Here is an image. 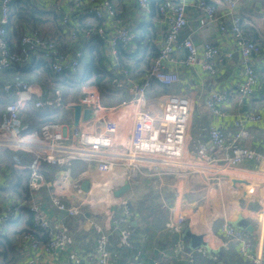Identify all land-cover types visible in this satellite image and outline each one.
I'll use <instances>...</instances> for the list:
<instances>
[{
	"label": "crops",
	"instance_id": "crops-1",
	"mask_svg": "<svg viewBox=\"0 0 264 264\" xmlns=\"http://www.w3.org/2000/svg\"><path fill=\"white\" fill-rule=\"evenodd\" d=\"M30 1L34 7L54 14L58 18L61 16L60 21L47 24L50 28L47 38L54 40L60 51L71 49L82 52L77 76L81 72L83 77L86 72L96 69L105 73L106 81L111 80L105 93L93 84L96 79L94 74L90 76L91 80L86 83V85L92 84L98 88L102 102L107 107H115L122 99L132 96L128 92L125 83L127 79L122 70L131 68L132 72L130 69L127 70L131 73L135 72L134 69H138L135 68L137 61H141L139 69H145L155 55V52L153 54L151 50L154 47L159 48L167 29L166 25L159 21L157 9V6L165 0H150L149 10H143L139 6L138 0H104L112 5L117 13L116 19L119 20V23L113 19L104 20L108 32L114 33L120 28H126L134 38L132 46L120 45L116 47L115 51H112V47L99 38L86 40L81 34L80 39L72 40L68 26L62 24V17L72 11L71 4L74 1L81 3L80 9L84 11L89 7L86 0ZM235 1L236 7L232 15H228L231 18L227 20L228 32L231 33L230 23L238 18L247 37L261 47L259 55L253 58V67L258 70L256 87L258 94L256 97L240 99L234 94L235 87L245 77L244 68L237 53L231 59H225L226 55L234 50V41L230 34L222 33L215 23L209 21L205 12L197 7L196 0H186L188 24L181 33V39L190 38L197 47L205 43L217 46L221 52L217 64V75H208L203 71L201 64L189 68L181 66L177 60L185 58V54L180 53L181 57L176 56L177 60L173 61L171 68L180 74L181 83L170 86L167 93L161 94L155 92L153 84L146 96L147 100H152L155 99L154 97L158 98L164 95L185 94L193 100L188 124V151L186 153L187 157L191 159L197 158L195 151L200 145H209L211 128L221 129L229 138L234 133L236 116L242 112L259 113L264 118V95L260 94V92L264 93V0ZM209 2L214 4L221 14L229 13L227 5L222 0H209ZM58 6L60 13L55 11ZM73 17L85 28L88 24L97 25L94 16L78 14ZM103 18H109L106 10H103ZM146 29L150 31L149 34L146 33ZM34 34L38 35V32L29 33V35ZM8 39L10 41L8 42L9 48L17 53L20 50L21 40L20 42L11 41L9 33ZM122 50L129 51V53L133 51L137 58L129 61L127 59L129 57H126ZM29 60L30 58L27 61ZM47 65H50L48 61ZM53 74L56 75L54 72ZM139 75V79L135 80L141 82L142 74ZM17 77L19 76L9 79V77H5L4 72H0V124L6 106L17 101L16 87H12L11 93L6 92L7 85L14 83ZM47 81L46 87L24 81L41 92L39 96L34 95L32 101L21 112V117L29 125V131L39 130L45 120L54 119V122L67 125L69 129L84 121V117L90 111L86 106L80 104L84 86L81 88V95L77 92L74 95L72 92L63 90V88H68L67 83L66 85L56 83L50 76ZM117 87H120V95L114 94ZM39 91L37 93H40ZM223 91L233 94L231 93L229 102L222 105L224 116L219 117L210 111L206 99L212 92ZM47 97L51 100L55 99V102L61 101L60 106L48 108L36 106L37 102ZM143 110L144 107H131L121 109L113 115V118L120 124L118 137L123 136L122 139L125 140L124 138L130 134L134 126V114L141 113ZM247 128L250 138L242 141L241 144L264 156V124H249ZM6 151L12 150H0V189L2 190L9 188L16 180L17 171L28 170L31 172L29 165L33 159L31 153L12 151L18 153L12 156ZM217 155L219 154L217 153ZM82 165L85 167L80 171L86 173V180L83 179L82 183L89 182L87 192L84 191L83 184H81L80 189L85 194L83 197L89 196L96 188L108 194L104 204L115 202L113 198L121 197V202L116 206L125 202L129 209V215L125 218L122 229H130L132 247H125L121 244V233L116 229L110 237V264H251L240 256L238 245L221 232V225L224 223L245 230L246 224L242 225L240 222L243 224L245 222L253 227L252 233L245 231L255 240V253L264 255L263 215L259 213L261 207L259 202L264 199L263 163L246 162L236 169L221 168L219 169L221 173L213 177H209L205 171H201L200 174L188 173L184 175L176 172L157 178L139 175L130 179V183L124 184H128V188L120 197L114 196V193L110 196L108 191L114 190L115 192L118 189L121 175L128 173L133 177L131 167H123L120 171L117 169L115 172L107 174L108 177L105 178L100 175L97 169L89 167L84 162L74 166L82 167ZM76 167H74V172ZM193 167L210 169L197 164H194ZM47 173L49 174L47 175ZM62 176L59 168L43 164L40 172L31 177L29 197L18 198L12 194V198L8 199V202L0 203V219H3L0 221V235L4 236L5 234L11 240L9 247H0V264H97L101 236L97 225L106 228L111 213L107 206L101 207L98 202L97 215H92L86 210L81 211L82 206L80 207L81 212L75 216L59 211L52 203L54 193L58 191V187H53L52 183L57 180L61 181ZM77 178L73 175L66 186H60L64 193L63 199L68 206H77L78 204L70 201L69 196V193L73 194L77 190V185L80 183H77ZM92 179H97L99 182L90 191L89 180ZM24 199L26 201H22L21 205H16ZM32 203H35L49 220L70 228L72 243L66 251L48 254L42 248L45 241H41L39 247L33 248L31 241L24 240L22 231L27 227L23 217L22 220H19L20 208L22 205L30 206ZM116 206L113 211L116 210V213L119 214L121 208ZM14 207H18L19 216L16 214L15 219H6L8 209ZM179 217L184 219L180 225L176 222ZM14 221L17 223H12ZM172 222L176 227L169 226V223ZM186 231L201 238L202 244L193 247L191 240L185 239Z\"/></svg>",
	"mask_w": 264,
	"mask_h": 264
},
{
	"label": "built area",
	"instance_id": "built-area-1",
	"mask_svg": "<svg viewBox=\"0 0 264 264\" xmlns=\"http://www.w3.org/2000/svg\"><path fill=\"white\" fill-rule=\"evenodd\" d=\"M14 0H0V72L11 69L29 58L32 61H48L50 69L59 76H74L78 73L79 63L82 58L81 51H60L57 43L40 34L29 35L26 33L21 38L20 50L14 53L8 46V26L10 25L11 5ZM63 1V0H59ZM89 7L82 11L81 3L74 1L71 4V13L62 17V24L68 26L70 38L84 39L99 38L111 50L123 45L130 47L134 44V38L126 28H120L117 32L109 33L104 24L105 19H116L117 13L108 1L86 0ZM167 1V3H165ZM158 5L159 21L167 27L162 42L158 48L157 56L152 60L150 69L142 77V81L133 79V75L127 69H123L126 77L128 92L132 96L122 99L115 107H107L102 102L101 94L96 86L92 84L83 87L80 104L90 109L92 116L81 121L77 126L69 129L67 125L60 123H47L37 131H29V125L21 117L22 109L32 101L34 95L39 96L41 92L32 85L25 83L17 77L14 83H9L7 93H11L12 87H16L17 101L6 106L0 124V150L10 149L12 151H24L31 153L33 159L29 165L32 176L37 175L43 164L59 168L62 176L61 181H54L53 187H58L54 193L53 205L61 212H67L71 216L78 215L80 207H85V194L80 189L85 172H74L75 164H88L89 167L97 169L105 178L107 174L122 170L123 167L133 169V177L126 173L119 179L130 183V179L139 175L153 178L162 177L166 174L188 173L200 174L205 171L209 177L220 174L219 169H236L246 162L263 163L264 156L251 150L241 143L250 138L247 128L249 124H264V118L259 113L250 111L242 112L236 116L234 122V133L228 138L219 128H211L209 132V145H200L195 153L197 158L187 157V133L188 124L193 107V100L185 94L164 95L147 100L154 82L163 86H173L181 83L180 74L172 70L171 64L177 60L180 53L185 58L177 60L186 68L201 64L204 72L210 76L217 75L218 59L221 57L220 49L209 43L197 47L190 38L181 39V33L187 27L188 19L186 13V0H165ZM227 5L228 14H221L216 6L209 0H196L199 9L205 12L211 23H215L222 33L231 35L234 41V50L228 53L225 59H231L235 53L240 57L244 68V80L235 87L234 94L240 99H252L258 94V74L253 67V58L259 55L261 47L258 43L250 40L242 28L240 19L235 18L230 23L231 33L228 32L227 20L231 19L236 7L235 0H222ZM143 10L150 9V0H138ZM103 10H106L109 18H103ZM60 13V7L55 10ZM78 14L96 17L97 25L90 24L83 27L77 23L73 16ZM73 25V26H71ZM75 43V42H73ZM72 47V46H71ZM181 57V56H180ZM37 90V91H36ZM40 93H37V92ZM232 93V92H231ZM231 93L227 91L212 92L206 99V104L215 116H224L222 105L229 102ZM114 94L120 95V87L115 88ZM233 94V93H232ZM263 94L264 93H261ZM122 98V97H120ZM61 101L55 102L49 97L36 103L37 107L60 106ZM63 106V104H62ZM144 107L141 113L134 114V126L128 136L118 137L120 124L113 115L126 108ZM229 139V140H228ZM219 154L216 156V154ZM194 164L204 165L210 169L194 168ZM185 165V166H184ZM77 168V167H76ZM91 170V169H89ZM77 178V190L71 194L70 201L78 203L77 206H68L63 199V190L60 186H66L72 176ZM86 180V179H85ZM90 181V191L98 184L97 179ZM108 181V180H106ZM253 193V191H252ZM89 195V194H88ZM259 213L263 215L264 224V199L259 202ZM30 211L33 214L34 225L37 229L48 233L49 238L42 246L43 250L52 254L64 252L72 243L69 229L57 222L49 220L32 203ZM120 213L112 211L107 227L100 225L99 253L97 264H110V237L114 231L121 233V244L132 247V234L130 229H122L125 218L129 215L126 203L122 202ZM19 216L18 207L9 208L6 219L13 220ZM3 219H0L2 221ZM184 219L179 217L177 224H182ZM170 227H176L175 223H169ZM264 228V225H263ZM221 232L230 241L238 245L240 256L251 264H264V255L255 253V240L244 229L236 228L229 223L221 225ZM24 240L31 241L32 247H39L40 241L32 234L23 236Z\"/></svg>",
	"mask_w": 264,
	"mask_h": 264
},
{
	"label": "trees",
	"instance_id": "trees-1",
	"mask_svg": "<svg viewBox=\"0 0 264 264\" xmlns=\"http://www.w3.org/2000/svg\"><path fill=\"white\" fill-rule=\"evenodd\" d=\"M164 2V1H163ZM161 2V3H163ZM158 8V6H157ZM11 14H10V25H11V30L9 33V37H11V41H16V42H20L21 37L23 36L24 33H30V32H38V34L40 35H44L45 37H47V35L49 34V23H56L57 21H60V17L58 18V16L51 14V13H47L46 11H43L37 7H34V5H32L30 0H14L12 5H11ZM61 23V22H60ZM48 24V25H47ZM59 29V28H58ZM47 30V35H45V32ZM147 34L150 33V31L148 29L145 30ZM15 42V43H16ZM122 48V47H119ZM123 51V50H122ZM151 52L155 55L153 58H151V60L149 61L148 65L145 67V69L141 70L139 69V67L141 66V61H137L135 64V68L138 69H134L135 72L132 73L133 75V79H139V74H142V77H144L148 70L150 69L152 60L157 56L158 54V49H156L155 47L151 50ZM124 55L129 61L131 60H135V58H137L134 54L133 51H123ZM33 59L31 58V60L26 61L24 63H21L17 66H14L11 69L5 70V77H9L13 78L15 76H19V78L23 81H26L30 84H34V85H43V87H46L47 85H45V82L48 83L47 78L48 76L51 77V79L56 82L59 83V81H64L68 84V88H73V86L71 85L70 82H72L71 78L75 77L74 76H69V75H63L61 76L62 78H60V76H56L53 74V72L51 71L49 65H47V62L44 60H40V61H32ZM130 69L132 72L131 68H127ZM87 70V67L85 69V71ZM138 71V72H136ZM258 73V70H257ZM94 74L96 76V79L94 81L93 84H95L97 87H99V89H101V91L103 93H105V91H107V86L108 84L111 82V80L109 79V81L105 80V73L104 72H100V70H96V69H92L90 72H86L82 78H79L78 82L79 84H83V83H87L89 82L90 76ZM77 76V74H76ZM263 76H264V72H263ZM71 80V81H70ZM43 82V84L41 83ZM66 83H62V85H66ZM74 83V82H72ZM61 84V83H60ZM155 88V89H154ZM154 90L156 93H167L168 90V86H163L159 83L154 82ZM127 99V98H125ZM44 124L47 123H56L53 120H45ZM7 154L10 155H14V154H18V153H13L12 151H8ZM49 173H47L48 175ZM32 177V173L28 170H24V171H17L16 174V180L12 183V185L7 188L6 190H2L0 189V203L5 204L6 202H8V199L12 198V194H14L15 196H17L18 198H25V197H29V183ZM22 201H26V199L24 200H20L16 205H21ZM20 218L19 220H26L25 226L27 227L24 231H22V233L25 234H32L33 236H35L40 242L41 241H47L49 238L48 233H46L45 231H41L39 229H37L34 225V220H33V214L30 211V207L29 205H22L20 208ZM23 215V216H22ZM23 217V218H22ZM22 218V219H21ZM16 221L12 222L15 223ZM17 223V222H16ZM19 234V232H18ZM23 235V234H22ZM14 236V234H13ZM21 236V235H20ZM22 237V236H21ZM8 245H11V240L4 234V236L0 235V247L2 248H6L9 247ZM9 249V248H8Z\"/></svg>",
	"mask_w": 264,
	"mask_h": 264
},
{
	"label": "rangeland",
	"instance_id": "rangeland-1",
	"mask_svg": "<svg viewBox=\"0 0 264 264\" xmlns=\"http://www.w3.org/2000/svg\"><path fill=\"white\" fill-rule=\"evenodd\" d=\"M12 10V9H11ZM11 25H9L8 26V33H10V30H11ZM48 33H47V30H46V32H45V35H47ZM49 35V34H48ZM47 35V36H48ZM42 37H44V38H47V37H45L43 34L41 35ZM8 42H10L9 41V39H8ZM60 78H62L61 76H60ZM79 78H82V74H81V72H80V74H78V76H76L75 75V77H73V78H71V80H72V82H74V83H72V82H70L71 83V85L73 86V88L71 89H69V88H63V90L65 89L67 92H72V93H74V95H75V92H77V94H79V95H81V88L83 87V86H85L86 85V83H83V84H79V82H78V80H79ZM70 80V81H71ZM42 84H43V82H41ZM59 83H66V82H64V81H59ZM47 84V82H45V85ZM44 85V84H43ZM50 87V86H49ZM49 87H47V88H49ZM6 152H8V151H6ZM7 155V154H6ZM81 166V165H80ZM77 167L76 168V172L77 171H80V170H82L84 167H85V165H82V167ZM222 178V177H221ZM111 187H113L112 185H111ZM108 193H109V191H108ZM107 196H108V194L107 193H105V192H103V191H100V190H98V189H96V188H94L93 189V191L91 192V194L89 195V196H85V204L86 203H88V202H90V201H92V200H94V201H96V203L98 202L100 205H101V207H103L105 204H104V202L105 201H107L106 200V198H107ZM117 208H119L118 206H116ZM86 207H83V209L81 210V211H85L86 209H85ZM87 211V210H86ZM88 212V211H87ZM89 213V212H88ZM91 216V215H90ZM92 218V217H91ZM99 224V223H98ZM70 229V228H69ZM70 232H71V230H70Z\"/></svg>",
	"mask_w": 264,
	"mask_h": 264
},
{
	"label": "bare ground",
	"instance_id": "bare-ground-1",
	"mask_svg": "<svg viewBox=\"0 0 264 264\" xmlns=\"http://www.w3.org/2000/svg\"><path fill=\"white\" fill-rule=\"evenodd\" d=\"M126 182L124 179H121V183H120V186L118 187V189L115 190H111L109 192L110 196L114 193V196L116 197H120L124 194V192L126 191V189L128 188V184L124 185ZM115 202H111V203H108L106 202L105 203V206H107L109 208V212L112 214V211H113V208L114 206H116L118 203L121 202V197L120 198H113ZM85 207L88 208L86 209L90 214L92 215H97L98 213L96 212V207H97V203L96 201L92 200L88 203L85 204ZM111 216V215H110Z\"/></svg>",
	"mask_w": 264,
	"mask_h": 264
},
{
	"label": "water",
	"instance_id": "water-1",
	"mask_svg": "<svg viewBox=\"0 0 264 264\" xmlns=\"http://www.w3.org/2000/svg\"><path fill=\"white\" fill-rule=\"evenodd\" d=\"M92 116V113H91V111H89L88 113H87V115L84 117V119L83 120H87V119H89L90 117ZM77 125V124H76ZM83 189H84V191H88L89 190V182H85L84 184H83ZM63 214H67V212H62ZM240 224H242V225H245V230L247 231V232H249V233H252L253 232V227L252 226H250V225H247V223H245L244 222V224H243V222H240ZM185 235H186V237H185V239H187V241H189V240H191V243H192V246L193 247H197V246H200L201 244H202V239L201 238H199V237H195V236H193V235H191L188 231H186L185 232Z\"/></svg>",
	"mask_w": 264,
	"mask_h": 264
}]
</instances>
